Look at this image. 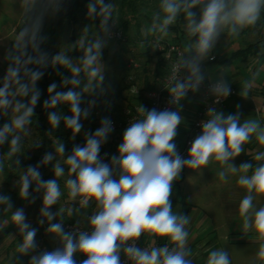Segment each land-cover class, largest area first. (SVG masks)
Instances as JSON below:
<instances>
[{"label":"clouds","instance_id":"9594fccd","mask_svg":"<svg viewBox=\"0 0 264 264\" xmlns=\"http://www.w3.org/2000/svg\"><path fill=\"white\" fill-rule=\"evenodd\" d=\"M200 4L203 7L199 19H196V13L192 9ZM98 6L106 21L112 6L106 4L105 0H95L88 5L89 14H95ZM262 10L264 0H160V11L163 15L158 13L154 16L153 30L156 29L155 21L158 20L159 31L167 35L168 26L183 11L189 21L188 34L196 37V59H203L214 48L222 30L227 29L230 35L236 36L243 29L256 25ZM33 47L37 46L34 44ZM101 48L100 41L89 45L84 51L81 66H73L63 53L56 54L52 63L69 68L73 74L71 79L65 77L62 84L78 86L80 81L76 77L81 71L87 74L89 86L94 80L103 82L102 68L98 66L102 55ZM12 59V64L0 81V114L8 115L10 109L12 112L10 121L0 127V145L9 143L10 157L20 152L21 134L27 135V126L31 124L40 97L36 83L43 76L42 71L24 67L23 77L26 79L22 78L20 58ZM46 59V54H41L36 63L44 64ZM30 62L31 58L24 63ZM190 66L198 71L194 63ZM251 87L252 83H245L243 97H247ZM56 88L55 83L49 85L50 98L44 101V107L53 109L60 103L69 104L72 114L64 116L63 121L75 138V134L83 128L81 117L86 119L89 111L81 109L79 93L71 88L66 92H57ZM178 88L179 91L173 89L176 100L186 95L185 85L180 84ZM213 90L223 97L231 94V88L224 82L214 86ZM17 97L30 99L24 102ZM139 112L143 114V119L126 127L122 142L117 148L118 154L112 155L110 162H105L100 155L102 145L114 131L112 121L108 118L102 119L101 126L94 132L86 133L83 146L75 145L72 148L64 162L69 166V175L74 174L75 178H69L66 187L72 200L80 197L81 206L86 207L93 200L96 202L98 211L89 217L91 230L74 234L65 232L62 223H50L47 232L59 236L62 246L32 255L29 264H77V253L86 257L80 264H122V251L132 264H193L189 258L191 252L187 248L189 233L185 226L189 223L188 217L180 213L173 214L172 211L173 183L185 167L199 169L206 166L210 159L220 162L221 165H228L231 173H245L237 181L248 193L239 204L243 229H254L259 239L264 241V207L256 209L253 206L254 193L264 195V164L257 166L249 176L246 173L252 169L251 163L245 162L239 167L229 163L243 152V145L250 141L253 134L264 145V127L260 122L245 120L241 123L238 112L225 116L222 112L209 109L208 118L200 125L201 133L192 141L188 158L185 159L174 142L182 122L180 112L167 108L147 109L144 106L139 108ZM61 119L57 112H48V123L52 128H58ZM55 152L63 156L65 145L58 144ZM53 159L54 154L49 152L40 163L47 164ZM255 159L264 160V152H259ZM14 163L19 165L20 160L16 159ZM114 168L118 170V176L114 175ZM38 169L39 165H29L21 173L17 185L18 194L21 199L28 200L31 195L29 189L36 182L37 191L44 189L41 216L52 221L56 213L51 208L61 196L60 187L55 179L43 180ZM64 172L65 169L60 163L54 166L56 177L63 176ZM219 177L224 180L226 173L221 171ZM0 204L6 205V209L11 211L12 202L9 196L0 195ZM11 214L12 221L23 234V242L18 247V252L28 255L38 247L35 240L37 231L27 223L23 208L16 209ZM145 231L152 236L168 237L172 246L151 249L137 247L135 242ZM257 259L264 261V243L260 245ZM206 264H231V261L225 250H214L208 254Z\"/></svg>","mask_w":264,"mask_h":264},{"label":"trees","instance_id":"16d2710c","mask_svg":"<svg viewBox=\"0 0 264 264\" xmlns=\"http://www.w3.org/2000/svg\"><path fill=\"white\" fill-rule=\"evenodd\" d=\"M90 2L94 3L95 0H30L21 16V23H23L26 28H32L34 17L38 13V10L51 7L55 14L54 25L60 28L66 23L72 24L73 26L79 23L84 25L95 35L97 41L107 44V50H112L111 57H114L115 61H121L122 56H127V53H130L134 57L136 56L134 59H129L127 66L123 67V73L117 81H113L108 75H103V82L94 80L91 82V86H89V78L87 74L84 71H81L79 76L76 77L80 81V84L75 87L67 85L69 89L71 88L80 94L81 109H87L89 111V115L86 119L81 117L83 128L79 133L75 134V138H73L71 129H68L63 121L64 116H70L72 114L70 111V105L67 103H60L53 109L44 107V101L50 98V94L48 93L49 85L52 83L58 85L60 80H63L65 77L71 79L73 74L69 68L52 63V58L56 55L53 47L54 42L52 40L48 41L39 36L30 37L25 32V29H22V31L26 33L28 39L26 56L28 60L31 58V62L28 63L27 68L43 72V76L36 83V87L40 91V97L35 106L34 115L31 118V124L29 125L37 134L41 144H39V147H36V141L32 145L33 153L30 156L28 155L24 170H26L29 165H39L38 170L41 173L42 179L45 181L55 176L54 166L57 163H60V165L64 167L65 172L69 174V166L65 164L64 160L71 154L72 148L75 145L83 146L86 133L94 132L99 128L102 119H114L117 123H121L123 117L122 109L124 107L148 105L146 91L156 89L162 83L169 68L163 53L157 50L154 43L149 42L150 40H154L156 43L169 41L167 39L160 40L156 37L160 32L159 30H152V32L148 33L146 36H143L140 32V27L145 22H154L153 18L158 13L161 16L163 15L160 11V0H105L106 4L112 6L110 9L111 14L106 21L105 17L100 14L99 6L97 7V12L95 14H89L88 5ZM202 7L203 4L196 6L198 9H202ZM184 14L185 13L181 11L177 15L175 22L168 26L167 31L175 33L170 43L178 45L183 54L188 51L189 54H192L196 37L190 36L187 30L181 28ZM112 29H117L122 32L125 39L106 38V34ZM252 32L256 34V40L246 41L244 36ZM237 36H242L241 44L237 48H233L230 53H224L223 57L216 58L214 55V59H209V61H220L223 65H228L233 60L246 61L250 57L264 59V10L261 11L260 19L256 25L243 29L235 37ZM226 37L228 43L225 46L226 48H229L230 45L235 43L234 37L230 34ZM34 44L37 46L36 48L33 47ZM114 45L118 46L116 50L114 49ZM76 46V33L73 30L67 41V47L64 49V55L66 56L71 52L74 54V49L77 51ZM132 47L137 48L138 52L136 54L133 53L134 51L132 50ZM105 51L106 50L104 49V52ZM120 51H122V55L119 53ZM41 54H46V62L44 64H37L36 60L39 59ZM74 56L77 62L76 66H81L84 54L78 53ZM130 60H139L138 67L134 68L129 66ZM139 70L140 72H138ZM21 75L22 78L26 79V77H23V71L21 72ZM133 86L138 89V93L135 94L131 92ZM52 95H54V93H52ZM91 101H94V107H90ZM49 111H55L61 115L62 119L58 128H52L49 125ZM9 121V114H0V127ZM125 129V126L118 125L116 130L109 135L107 142H112V137L117 132L123 134ZM10 138L11 137H9V140ZM107 142L102 145L101 152L106 150L112 155L114 152L111 153V150L108 147L106 148ZM48 143L51 144L50 146L52 149L48 148ZM60 143L65 145V153L63 156H60L55 152L56 146ZM8 146L9 143L7 142L0 145V158L3 149ZM49 152L54 154L53 161L47 164H41L40 162L44 155ZM248 161L253 165L251 160ZM22 165L24 166L25 163ZM70 177L75 178L74 174ZM59 179L61 178L59 177ZM36 187L37 184H34L33 182L30 189L32 191H37ZM40 190H42V188ZM65 196H67V193ZM171 201L173 214L180 213L185 216L187 215L189 203L187 199L180 197L177 185H173ZM95 209L98 208L96 202L93 200L86 207H76L77 214H73L68 218L62 215V217H60L62 219H59V221L77 222L81 219V214H85L86 212ZM52 223L57 222L53 221ZM39 234L40 233H38V235ZM148 235L152 236L149 233ZM157 238L161 239V237ZM162 239L170 242L168 237H163ZM47 243L52 246L48 240Z\"/></svg>","mask_w":264,"mask_h":264},{"label":"rangeland","instance_id":"374dc122","mask_svg":"<svg viewBox=\"0 0 264 264\" xmlns=\"http://www.w3.org/2000/svg\"><path fill=\"white\" fill-rule=\"evenodd\" d=\"M29 1L30 0H0V81H2L7 68L10 64H12L13 57L20 58L21 72L24 67L28 66V63H24L25 61H28L26 56V50L28 47L26 33L30 37L39 36L47 40L52 39L56 54H64V49L67 47L69 37L64 34V30L61 32V28L54 25L55 14L51 7L38 10V13L34 17L32 28H26L23 23H21V16ZM192 11L196 13V19H199L201 9L195 7ZM188 22V18L186 17V14H184L181 22V28L183 30H187ZM155 23V30H159L160 21H156ZM73 28L76 33L77 51L74 49V54H72V52L68 53L66 57L71 61L73 66H76L77 62L74 55L78 53L84 54L85 49L89 45L95 43L97 38L88 28L80 23L75 24ZM22 29H25L26 33L22 31ZM152 30L153 22H145L140 27V32L143 36L151 33ZM22 33L24 34L23 36L21 35ZM228 34L229 32L227 29L222 30L214 48L207 57L203 58V60L206 58L208 59L211 54H215L217 57H220L224 53H230L233 48H237L241 44L242 36H233L235 43L230 45L229 48H226L225 45L228 43L226 36ZM174 35L175 33L167 31V35L159 32L156 37L160 40L167 39L170 42L172 41ZM244 38L246 41H255L257 37L256 34L252 32L246 34ZM117 48L118 46L114 45V49L116 50ZM104 49L107 53L104 52ZM132 50L134 51V54L138 52L135 47H132ZM101 53L102 55L98 60V66L102 68L103 75H108L113 81L118 80L120 75L123 73V67L127 66L129 59H134L136 57L127 53V56H122V60L117 62L114 60V57H111L112 50H107V44H104L103 42ZM119 53L122 55V51ZM258 60L260 62L262 61L261 58ZM135 61L139 64V60ZM237 63V60H233L225 68H221L217 61L208 62L206 67L210 70L213 68L222 69L220 72L213 71V74H209L210 79L214 81L217 77L225 82L229 81L228 73L236 70L235 66ZM138 72H140V70ZM261 74L264 75V66L261 68ZM62 81L63 80H60V85H57V92H66L69 90L67 86L61 85ZM17 99H23L24 102H27L30 97H17ZM90 107H94L93 101L90 102ZM11 116L12 112L10 109L9 120ZM188 124V119L182 120L177 129V138L175 139V143H179L180 147H182L185 142ZM21 137L20 152L10 157L8 155V146L3 149L0 158V195L9 196L12 202L11 211L6 209V205L0 204V264H29L30 257L32 255H37L33 251L28 255H22L18 252V247L23 242V234L12 221L11 212H14L16 209L23 208L27 217V223L30 224L32 228L36 229L37 236L38 233L41 232L39 227L41 220L47 222L48 224L53 221L61 223L62 221H59V219H62L60 218L62 215L68 218L69 216L75 214L76 207L80 201V197H77L76 200H72L69 196L66 181L71 177L66 172H64V175L60 177L61 179L56 176L51 178L57 180L61 191L59 200L56 205L51 208V211L56 213L54 220L48 221L45 217L41 216V208L43 207L42 201L44 196L43 188L40 191H32L29 189L31 195L28 200H24L19 197L17 185L21 173L26 171L24 168L26 166L28 155L30 156L33 153L32 145L36 141L37 144H41L37 134L29 125L27 126V135L21 134ZM47 145L49 149H52L50 146L51 144L48 143ZM190 146L186 151L187 156ZM16 159L20 160L19 165L14 163ZM23 162L25 163L24 166L22 165L24 164ZM206 167L214 168L217 173H220L221 171L225 172L227 169L226 165H221L220 162L215 161L214 159H210L209 163L201 168ZM34 184H36V182H34ZM66 193L67 196H65ZM247 194L246 188L241 186L238 202H234L235 206L233 208L230 207L231 202L229 203L226 201V191L223 189L217 192H211L209 197L211 199L208 200L204 198L202 192L197 191L192 194L190 203L193 209L190 215V220L196 219V217L203 212L202 226L207 229L205 235L201 236L200 239H202L196 242V244L194 243L195 239H193V241H187V248L191 252V256L189 258L192 259L193 264H206L208 254L214 250H225L229 255L231 264H264V261L257 259V253L260 245L261 243H264V241L259 239L258 233H256L254 229L247 231L243 229V218L239 213V204ZM253 206L256 209L264 207V195L254 193ZM94 211L97 212L98 209H95ZM83 215L84 214H81V219L83 218ZM45 231L46 239L53 247H55V242H58V244L61 243L59 236L48 233L47 229ZM201 242L202 244L200 245ZM207 248L210 250H207Z\"/></svg>","mask_w":264,"mask_h":264},{"label":"crops","instance_id":"0c3cea01","mask_svg":"<svg viewBox=\"0 0 264 264\" xmlns=\"http://www.w3.org/2000/svg\"><path fill=\"white\" fill-rule=\"evenodd\" d=\"M62 30H64V34H66L67 37H70L74 28L72 24L66 23L61 27V32ZM49 40L52 39H48V41ZM194 52L195 51H193L192 54H189L188 52L184 53L183 63L185 66L186 77L199 74L209 82L222 81L224 83H227L228 85L233 86L236 90V95L227 99L224 107L217 112H222L225 116L229 114H236L238 112L240 114L241 123H243L245 120H257L260 122L261 126L264 127V75L261 74V68L262 66H264V59H262L261 62L253 57H250L246 61L237 60L238 63L235 66L236 70L228 73L229 81L225 82L221 79H218L217 77L213 81L212 79H210L209 74H213V71L220 72V70H222L221 68H225L227 65H223L220 61H217L218 65H220L221 68H213L210 70L206 67V65L208 64V62H212L209 61V58L211 56H214L215 54H211L208 59L206 58L207 60H203L196 59V54ZM223 55L224 54H222L220 57H223ZM186 61L189 63H186ZM192 63L197 65L198 71H195L194 68L190 66ZM246 82L252 83V87L248 90V95L245 98L242 96V93ZM198 108V96L193 94L183 98L181 103L174 110L180 112L182 120L188 119L189 127L191 121L198 111ZM122 136L123 134L117 132L112 137L113 141L110 143L107 142L106 148L108 147L111 150V153H117L118 145L122 142ZM176 138L177 137H175V139ZM176 145L177 148L180 147L179 143H176ZM243 149V152L229 163H233L235 166L239 167L242 163L249 162L248 160H251L253 163V167L249 170L248 173H246V175L250 176L257 166H259L260 164H264V160L257 161L255 159V156L259 152H264V145H261L256 139L255 134H253L250 141L243 145ZM186 158H188L187 155ZM226 168V178L224 180H221L219 177V173L215 172L214 168L212 167L199 169H190L185 167L182 170L180 177L173 183V185H177L180 197H182L183 199H187L189 203L188 213L186 215L188 217L189 223L185 226L186 230L189 233L188 242L195 239L194 243L196 244V242L202 239H200V237L205 235V232H207V229L202 226V217L204 215L203 212H201L196 217V219L190 220V215L193 209L190 203V198L192 194H194V192H202L204 198L208 200L211 199L209 198L211 192H217L223 189L226 191V201L229 203L231 202L230 207L233 208L235 206L234 202H238L241 186L237 181L239 176H241V174L245 175V173L240 171L231 173L230 171H228V165H226ZM118 174L119 173L117 171H114L115 176H118ZM78 207L79 205L77 206V208ZM76 213L77 210L75 214ZM201 244L202 242L200 243V245ZM57 245L58 242H55V246ZM208 249L209 248H207V250Z\"/></svg>","mask_w":264,"mask_h":264},{"label":"built area","instance_id":"2783aa9c","mask_svg":"<svg viewBox=\"0 0 264 264\" xmlns=\"http://www.w3.org/2000/svg\"><path fill=\"white\" fill-rule=\"evenodd\" d=\"M106 37H108L109 39H125L122 32L117 29L110 30L106 34ZM149 42L154 43L157 50L163 53L164 58L169 65V68L162 80V83L156 89L146 91V95L148 97V105L144 107H146L147 109L156 108L157 110H164L167 108L170 110H174L180 104L183 98L193 94L198 96V111L186 131V138L183 146L177 148L179 153L184 158H186L187 148L191 145L195 137H197L201 133L200 125L205 119L208 118V110L215 109L216 111H218L223 108L227 99L236 95V90L233 86L227 84L231 88V94L227 97L217 95L213 90L214 86L222 83V81L209 82L204 78L199 79L201 75L190 77L185 76V66L183 63L184 54L178 45L170 42L156 43L154 40H150ZM209 59L213 60L214 56H211ZM129 66L137 68L138 63L134 60H130ZM180 84L185 85L186 95L176 100L173 89L175 88L177 89V91H179L178 85ZM131 92L136 94L138 93V89L133 86ZM140 107L141 106L138 105L133 107H124L122 109L123 117L121 123H117L114 119H110L112 121L114 131L116 130L118 125L128 127L130 123L135 122L136 120L143 119V114L139 112ZM100 126L101 122L99 124V127ZM114 131H112L110 134H112ZM100 155L105 160V162H110V158L114 154L110 155L106 150H103ZM114 171L118 172V170H116L115 168ZM78 205L79 207H81L80 202ZM95 213L96 212L94 210L86 212L83 215V218L78 220L77 222H61L65 232L78 234L81 231H90L91 229L89 224V217ZM48 225L49 224L45 221L39 224L41 232L37 237H35L38 247L33 251L37 255L45 250L52 251L53 249L62 246L61 243L55 247L50 246L47 243L45 230L48 228ZM135 243L136 246L141 249H151L152 247H163L165 245H168L169 247L172 246L169 241H165L162 238L158 239L156 236H149L147 231H145ZM85 258V256L79 253H77L75 256L77 264H80V261ZM121 261L122 264H132V262L128 260L123 251L121 252Z\"/></svg>","mask_w":264,"mask_h":264}]
</instances>
